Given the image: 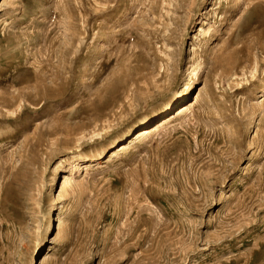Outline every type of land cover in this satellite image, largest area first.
Instances as JSON below:
<instances>
[{"label": "rangeland", "instance_id": "374dc122", "mask_svg": "<svg viewBox=\"0 0 264 264\" xmlns=\"http://www.w3.org/2000/svg\"><path fill=\"white\" fill-rule=\"evenodd\" d=\"M48 253L264 264V0H0V264Z\"/></svg>", "mask_w": 264, "mask_h": 264}, {"label": "bare ground", "instance_id": "6f19581e", "mask_svg": "<svg viewBox=\"0 0 264 264\" xmlns=\"http://www.w3.org/2000/svg\"><path fill=\"white\" fill-rule=\"evenodd\" d=\"M205 31V29H203V32ZM206 32V31H205ZM196 100H198V98H196ZM197 102H195L196 104ZM199 103V102H198ZM188 105V104H187ZM187 105H184L180 108L181 113H184L186 112L187 110H189L192 105L189 107ZM176 117H175V114L172 113L171 115L165 117L164 119L156 122L154 125L152 126H146L144 128H142L141 130H139L135 135H133L128 141L129 142H125L124 144H122L121 146H119L117 149H119L117 152H114L112 153V157H116L117 154L119 153H122V152H125L127 150H129L130 148H132L134 146V144L138 141V140H141V139H146L150 136H152V134H155L156 132H158L159 130L161 131V129L169 124L170 126V123L173 122V120L175 121ZM168 127V125H167ZM166 129V128H165ZM67 181V180H66ZM65 185V184H64ZM62 228V225H61V219L59 218V227H58V230H61ZM50 260V254H45V256H43L42 258V261H41V264H48Z\"/></svg>", "mask_w": 264, "mask_h": 264}]
</instances>
